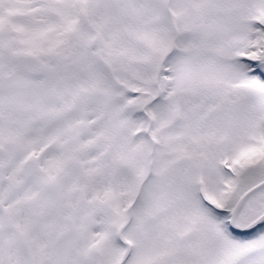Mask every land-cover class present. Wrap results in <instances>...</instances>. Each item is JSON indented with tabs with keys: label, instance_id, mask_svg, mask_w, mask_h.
Returning <instances> with one entry per match:
<instances>
[{
	"label": "snow or ice",
	"instance_id": "6c2138e0",
	"mask_svg": "<svg viewBox=\"0 0 264 264\" xmlns=\"http://www.w3.org/2000/svg\"><path fill=\"white\" fill-rule=\"evenodd\" d=\"M0 264H264V0H0Z\"/></svg>",
	"mask_w": 264,
	"mask_h": 264
}]
</instances>
